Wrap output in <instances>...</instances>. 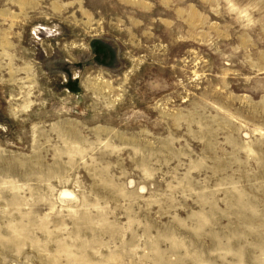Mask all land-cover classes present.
Here are the masks:
<instances>
[{
  "label": "rangeland",
  "instance_id": "1",
  "mask_svg": "<svg viewBox=\"0 0 264 264\" xmlns=\"http://www.w3.org/2000/svg\"><path fill=\"white\" fill-rule=\"evenodd\" d=\"M0 264H264V0H0Z\"/></svg>",
  "mask_w": 264,
  "mask_h": 264
}]
</instances>
